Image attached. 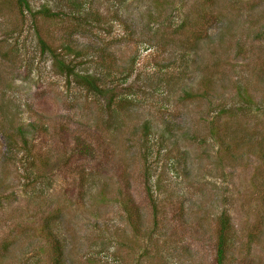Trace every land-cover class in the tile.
Listing matches in <instances>:
<instances>
[{"label":"rangeland","instance_id":"1","mask_svg":"<svg viewBox=\"0 0 264 264\" xmlns=\"http://www.w3.org/2000/svg\"><path fill=\"white\" fill-rule=\"evenodd\" d=\"M25 1L0 0V264H51L49 226L62 264H214L221 211L224 264H264V0Z\"/></svg>","mask_w":264,"mask_h":264},{"label":"trees","instance_id":"2","mask_svg":"<svg viewBox=\"0 0 264 264\" xmlns=\"http://www.w3.org/2000/svg\"><path fill=\"white\" fill-rule=\"evenodd\" d=\"M17 5L21 8L22 6L25 7V9H28V5L27 2L25 0H15ZM197 38V37H196ZM194 38V39H196ZM199 39V38H198ZM56 58V55H54ZM55 64L57 65V68L60 72H65L68 73L70 75H72L73 79L76 82H81V84L83 86H85V88H87L88 90L91 91H95V92H100V90L98 89V87L95 84L94 81V77L89 74V73H78L73 71V64H67L63 61L60 62V60H56ZM206 81V79H204ZM209 82V80H208ZM207 83H203V92H206V89L208 88V86H206ZM243 97V95L241 96V98ZM244 100H246L247 102H249V96L248 94H246L244 92ZM226 114V110H223V107H219L218 110L216 112H214V115L211 116L210 121H208V125H209V130L212 133V136L215 140H220V144L222 145H226L228 146V141H224L223 139H220L219 135H216V133H218L219 128L216 124V122L221 118L220 115L222 114ZM17 129H20L17 128ZM223 140V141H222ZM225 142V143H224ZM78 146L80 149V153L81 154H86L89 153L91 151V147L88 143H85L84 141L80 140L78 142ZM78 152V153H79ZM86 152V153H85ZM260 199L262 200V202H264V190L262 193H260ZM137 218V215L135 217V219ZM49 221H51L50 219L48 220V222H45L43 224V228H48L49 226ZM216 229H215V240H214V264H224V259H225V255L228 252V248L230 246V240H229V232L231 229V225H230V221H229V216L227 213H225L224 211H221L217 214L216 219ZM136 224V221H135ZM47 234V238L50 241V245L53 248V252H52V263L51 264H62L61 261V244H60V239L59 237L56 236L54 230H51V227L49 226V230L46 232ZM49 235V237H48ZM246 263V262H245Z\"/></svg>","mask_w":264,"mask_h":264}]
</instances>
